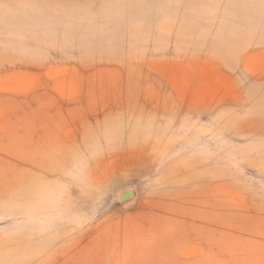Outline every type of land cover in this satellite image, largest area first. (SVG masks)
Here are the masks:
<instances>
[{
	"label": "rangeland",
	"instance_id": "1",
	"mask_svg": "<svg viewBox=\"0 0 264 264\" xmlns=\"http://www.w3.org/2000/svg\"><path fill=\"white\" fill-rule=\"evenodd\" d=\"M0 264H264V0H0Z\"/></svg>",
	"mask_w": 264,
	"mask_h": 264
},
{
	"label": "water",
	"instance_id": "2",
	"mask_svg": "<svg viewBox=\"0 0 264 264\" xmlns=\"http://www.w3.org/2000/svg\"><path fill=\"white\" fill-rule=\"evenodd\" d=\"M131 196H133V193L132 192H127V193H125V194L120 196V200H125V199H127V198H129Z\"/></svg>",
	"mask_w": 264,
	"mask_h": 264
}]
</instances>
